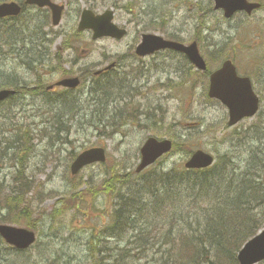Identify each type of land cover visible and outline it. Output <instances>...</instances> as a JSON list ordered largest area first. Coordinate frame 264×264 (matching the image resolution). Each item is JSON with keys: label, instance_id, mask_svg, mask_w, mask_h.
I'll return each instance as SVG.
<instances>
[{"label": "rangeland", "instance_id": "obj_1", "mask_svg": "<svg viewBox=\"0 0 264 264\" xmlns=\"http://www.w3.org/2000/svg\"><path fill=\"white\" fill-rule=\"evenodd\" d=\"M55 1L64 4L66 12L58 27L51 25L45 31L54 40L52 56L59 59L63 74L82 67L90 71L83 86L70 95L63 89L58 92L64 96L54 92L43 97L30 92L0 107V190L8 187L10 190L19 180L17 172L20 173L25 199L31 202L29 222L38 234L36 248L24 255L9 253L1 245L0 264H133L134 261V264H157L160 256L156 252L162 250L160 242L164 239L158 236L149 244L152 252L129 255L131 246H139L143 239L149 238L148 234L138 233L137 228L130 229L124 239L110 238L112 219L103 218L116 201L114 195L124 192L119 186L113 189L111 182L106 188L105 181L113 178L112 173L120 175L134 170L140 159L141 144L152 135L177 143L174 152L153 166L154 169L182 168L191 151L203 149L214 155L222 170L231 158L239 172L252 163V172L259 171L260 179L256 180H261L264 191V139H258L261 135L257 134L264 128V0H261L263 8L252 16L237 14L231 21L214 9L213 0ZM83 9L93 10L95 14L114 10L115 23L126 28L128 34L122 40L106 37L94 40L91 32H78ZM147 32L186 43L200 40L203 55L213 51L209 57L211 61H218L215 67L221 65L224 57L233 56L241 75L253 80L261 102L259 114L237 127L227 126V108L207 97V75L199 72L193 75L195 69L183 56L162 51L136 58L135 47ZM64 38L70 41L68 48L61 44ZM18 54L15 50L10 57L19 58ZM115 62L116 67L103 77L92 76ZM51 64L53 68L55 64ZM1 69L4 77L14 74L31 85L38 82L43 85L49 79V76L37 79L18 70L12 61L4 62ZM109 83L114 88L103 89ZM73 110L77 111L72 114ZM19 127L18 135H13ZM19 144L24 150H30L21 151L23 156L16 158L12 153ZM97 146L106 148L107 165L86 167L72 177L70 165L75 155ZM88 206L93 209L89 220ZM38 210L43 212L36 214ZM180 213L173 215L171 211L173 216L166 221L161 218L150 221L156 226L166 225L167 229H182L184 237L197 238L196 244L202 240L204 249H213L209 255L216 264L227 258L238 264L236 255L218 251L215 241L204 242L200 233L205 229L206 209ZM255 213L264 223V206ZM7 215L6 209H0V217ZM48 216L55 220L51 221ZM17 225L27 226V223ZM179 233L172 238L181 239ZM134 234L137 237L133 238ZM123 248L128 252L122 251L123 261L119 256L109 260L112 250L120 254Z\"/></svg>", "mask_w": 264, "mask_h": 264}, {"label": "trees", "instance_id": "obj_2", "mask_svg": "<svg viewBox=\"0 0 264 264\" xmlns=\"http://www.w3.org/2000/svg\"><path fill=\"white\" fill-rule=\"evenodd\" d=\"M35 47L37 45L33 47V54ZM228 164L230 165V162L226 163L223 169L226 172L221 174H226L230 181V188L238 192V196L232 198L231 202L225 200L219 192L217 181L220 180V172L223 171L220 164L206 171L197 172L175 169L160 173L153 170L142 175L134 174V172L120 175L114 173L113 178L109 182L106 181V186L111 182L110 186H115L113 189L119 186L126 191L114 195L116 201L111 214L104 218L113 217L116 228H122V222L125 226L127 225L126 216L144 217L147 214L149 217L157 214L164 218L165 213L171 211L170 208L175 209L173 212L178 211V215H181L182 211L206 209V219L203 224L205 229L200 233L204 242L213 240L218 251H227L234 256L245 240L263 225L261 218H256L255 211L259 210V204L264 206V202L260 201L261 191L255 188V182L249 177L251 171L248 170L239 178L235 175L237 170L233 165L227 171ZM16 177L20 179L19 172ZM188 200L192 203L189 204ZM12 203L3 194L0 195V205L4 204L0 209L8 210ZM29 209V202H21L15 209L16 213L13 215L8 213L2 219L10 223L24 222L33 227V224L29 222L31 213ZM179 230L181 239L178 238V242L172 239L175 228L168 227L164 234H168L171 239L165 244L169 247L162 252L166 261L171 264H216L209 255L212 248L204 249L202 240L196 244L195 236L186 238L182 229ZM166 261L163 264H169L165 263ZM234 261L227 258L220 264H235Z\"/></svg>", "mask_w": 264, "mask_h": 264}, {"label": "water", "instance_id": "obj_3", "mask_svg": "<svg viewBox=\"0 0 264 264\" xmlns=\"http://www.w3.org/2000/svg\"><path fill=\"white\" fill-rule=\"evenodd\" d=\"M30 4H38L39 6L49 5L53 11V22L58 25L61 15L62 6H56L51 3L50 0H27ZM219 0H217L218 3ZM228 0H220L219 4H225ZM232 6L235 4L239 5L238 8L249 9V4L245 3V0H234ZM248 5V6H247ZM256 7L255 5H250ZM234 11V10H232ZM231 11V12H232ZM20 12V7L15 4L13 7L6 5L0 6V17L6 15H17ZM230 12V13H231ZM113 13L107 11L102 16H95L91 11H85L83 13L79 29L93 28L95 37L103 35H109L112 37L121 38L125 35L124 30L118 29L114 23L112 24ZM142 43L137 47V51L140 55H148L156 50L166 47H172L177 50H183L187 53L189 59L193 61L199 68L204 69L205 63L201 60L196 44H192L190 47L180 46L173 42H167L160 37L153 35L144 36ZM210 95L213 97H219L227 104L231 109V120L230 124H234L245 116L254 115L257 108L258 102L255 98L253 91H251L250 83L248 80L239 79L236 77L235 70L230 63L219 70L211 79ZM67 87H75L78 85L77 80H64L61 83ZM0 94V98H1ZM172 143L168 140L158 142L154 138L149 139L148 142L141 148L142 152V164L139 166L138 171H141L146 166L153 164L157 158L162 156L164 153L170 151ZM105 153L101 148L86 150L82 153L73 163L72 173L76 174L86 164L104 161ZM212 157L204 154L202 151H198L191 160L187 163L190 168L207 167L212 163ZM0 234L5 237L8 243L15 245L20 249L28 248L35 241V234L26 228L19 229L14 226H3L0 225ZM241 264H254L257 261L264 259V232L251 240L245 245V248L239 253L238 256Z\"/></svg>", "mask_w": 264, "mask_h": 264}, {"label": "bare ground", "instance_id": "obj_4", "mask_svg": "<svg viewBox=\"0 0 264 264\" xmlns=\"http://www.w3.org/2000/svg\"><path fill=\"white\" fill-rule=\"evenodd\" d=\"M15 2L12 1H5V3H2V5H6L8 7H13L15 5ZM1 5V6H2ZM38 14L35 18L36 28L34 31L28 27V21L24 18L22 23H19L15 20L10 19V21H6L5 19H1L0 17V70L4 66V62L6 61H12L14 64V68L24 71L25 73H29L32 76H35L37 79L44 78L49 76V79H46V84H43L42 86L38 85H31L24 82L22 79H18L19 77L17 75L12 74L10 78H6L3 75L0 74V82L4 84L2 87H0V94L2 95L0 98V107L3 106L7 100H10L14 96H16L18 93L20 95H28L32 93L41 95V96H50L52 93H54L50 88L55 89V92L58 93L59 96H64L63 94H59L58 90L61 86L62 81L64 80H77L78 84L82 85L86 82L87 73H89L90 70H87V68L82 67L79 71H67L65 74H63V71L60 70V64L59 59H56L54 56H52V53L50 52L51 46L54 45V40L52 38L48 37V34L46 29L48 27H51L53 25V15L49 12H43L42 10H37ZM35 34L33 39V33ZM45 40V43H43ZM35 47V53L33 52V47ZM70 41L68 38H64L61 41V44L68 48L70 46ZM22 48V55L19 56V58H13L10 57L12 52H15V50H19ZM45 62L44 65H42ZM54 63L55 66L52 68V64ZM42 65V66H41ZM115 63V67H116ZM42 67V69H40ZM48 67V68H45ZM63 74V75H62ZM90 76V75H89ZM55 77L58 78L57 80H53ZM33 86V88H31ZM50 89V90H49ZM49 100L52 101H58V99H52ZM68 106H73V103H67ZM77 110L71 111L73 114ZM82 115V110H79ZM83 116V115H82ZM21 130V127L18 128V130L13 131V135H18V132ZM260 134L258 139L263 140L264 139V128L263 132L257 133ZM15 138V137H14ZM13 138V139H14ZM12 148L13 147H9ZM30 148H27V150H24L23 146L19 144L18 149L16 148L15 151H13L12 156L19 158L20 156H23L21 151H29ZM11 157V156H10ZM12 158V157H11ZM10 158V159H11ZM1 167V166H0ZM24 183L22 179H19L13 183V185L10 187V190H7L8 188L4 190H0V195L4 194L5 198L7 200H11L12 205L7 210V213L13 215L16 213L15 209L17 208L18 204H21V202H29L26 200L24 195L25 189H24ZM16 202H18L16 204ZM14 210V211H13ZM39 212H35L36 214H40V212H43V210H38ZM48 218L53 221L54 217ZM152 229V228H151ZM158 229H152V232H156ZM161 240L164 239L163 244H166L168 239H170L169 235L162 234ZM171 240V239H170ZM164 249V248H162ZM110 251V250H109ZM126 251V249H125ZM164 250H157L159 254V259L157 260V264H163L164 261H166V257L163 256ZM127 252V251H126ZM129 255L134 254V252H143V253H149L152 252L151 248L147 246L146 244L142 243L141 247L137 245H132L130 250L128 251ZM127 252V253H128ZM156 252V253H157ZM112 256L109 258L112 259L114 257H117L123 252H120V254H116L117 252L112 250L111 251ZM133 258V257H132ZM135 262V261H134ZM134 262H131L134 264ZM165 263L171 264L169 261H166Z\"/></svg>", "mask_w": 264, "mask_h": 264}]
</instances>
